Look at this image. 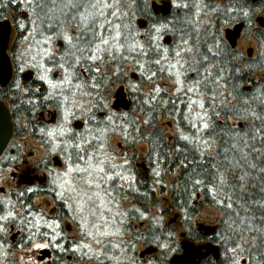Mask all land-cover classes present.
I'll return each mask as SVG.
<instances>
[{"label":"flooded vegetation","instance_id":"obj_1","mask_svg":"<svg viewBox=\"0 0 264 264\" xmlns=\"http://www.w3.org/2000/svg\"><path fill=\"white\" fill-rule=\"evenodd\" d=\"M227 1L235 3L229 10H234L237 18L219 27L216 46L241 56L244 62L254 60L253 48L261 46L257 37H264V0ZM71 2L75 7L67 13L65 0H0V252L15 254L36 244L46 245L38 252L37 262L54 264L56 247L68 246L66 264H114L119 257L116 249L106 246L91 255L87 254L91 246L82 245L83 228L91 230L75 218V203L77 197L81 198L75 178L82 177V173L72 180L74 176L69 172L105 164L100 178H114L107 191L113 197L123 192L121 198L131 204L121 212L125 223L133 225L129 215L143 218L142 211L133 205L135 198L129 196L141 190L138 184L146 174L143 138L147 128L144 124H127L130 116L137 120L143 114L142 108L136 114L135 99L138 92L144 94V30L138 32L137 40L134 38L142 45L137 46L134 57L128 55L130 48L123 46V39L120 50L114 52V31L107 25L111 13L106 9L99 15L108 0ZM152 6L160 17L171 14L169 0H155ZM135 19L143 29L141 20ZM104 20L107 23L102 27ZM238 26L240 31H236ZM244 42L246 48L242 47ZM170 43V37L165 36L159 49L168 50ZM84 54L88 55L87 61L80 60ZM129 59L139 61L140 78ZM64 70L72 77L68 85ZM119 136L117 147L124 156L102 162L105 145ZM136 137L141 141L135 142ZM60 171L65 176H60ZM117 179L123 181V190ZM69 190L76 193L73 203L63 199ZM159 192L155 190V195ZM158 208L150 206L148 212ZM196 227L203 233L201 239H191L185 231L176 239L131 237L123 242L126 255L119 264L127 260L130 264H170L182 253L183 242L192 243L202 252L198 264L206 258L218 262L219 249L209 237L213 232L208 234L209 228L202 224ZM137 243L142 249L134 247ZM210 246L216 247L214 254L207 248Z\"/></svg>","mask_w":264,"mask_h":264},{"label":"trees","instance_id":"obj_2","mask_svg":"<svg viewBox=\"0 0 264 264\" xmlns=\"http://www.w3.org/2000/svg\"><path fill=\"white\" fill-rule=\"evenodd\" d=\"M154 1H133L134 16L144 25L143 84L154 88L136 94L135 112L142 108L143 114L137 120L130 116L127 124L147 128L143 138L146 174L138 184L141 190L129 197L135 198L133 205L144 218L150 206H165L162 216L177 215L179 227L191 239L203 237L196 224L214 229L209 237L219 249V261L206 258L201 264H264V37H257L261 46L256 58L244 62L215 43L219 27L237 18L229 10L234 2L169 0L171 14L160 17ZM159 32L171 39L167 55L156 51L159 41L156 45V40L151 41ZM178 46H182L181 56L176 58L172 51ZM128 61L137 72L139 61ZM168 70L184 73L179 77L184 79L180 91L172 95L149 83H159ZM191 92L205 97L194 119L185 104ZM231 119L238 124L232 125ZM161 120L175 130V136L165 137L159 128ZM137 137L135 142L141 141ZM157 189L160 198L155 195ZM209 209L218 215L213 226L198 221ZM141 220L129 215L128 221L136 225L144 223ZM124 228L129 231L131 226L124 223ZM145 229L135 236L165 239L177 232L164 223L158 236L149 223ZM68 249L56 247L54 264L66 263Z\"/></svg>","mask_w":264,"mask_h":264},{"label":"rangeland","instance_id":"obj_3","mask_svg":"<svg viewBox=\"0 0 264 264\" xmlns=\"http://www.w3.org/2000/svg\"><path fill=\"white\" fill-rule=\"evenodd\" d=\"M133 1L134 0H108L107 6L105 7L102 6V9H99V15L102 14V12H104L103 10H106V9H108V11H110L111 13V18L109 20L110 22L107 25L109 29H111V26H112V31H114V35L112 36L113 42H114V52L120 50L119 48L120 39H123L124 44H126V45L123 44V46L125 48H130L129 50L130 52L128 53V55L131 57H134L137 54V46L138 45L142 46L141 43H138L135 40H137V36L140 35V33L138 32L143 31L142 27L136 24V19H135L136 17L134 16V13L132 11L133 9L136 8ZM65 2H66V9L64 10L68 13L69 9L70 8L72 9L75 6L71 5L72 4L71 0H65ZM199 3L201 4L200 1ZM199 9H203L202 6L201 8L199 7ZM104 22L102 24V27L105 26V24L107 23V20L106 21L104 20ZM164 37L165 35H162L159 32L158 37L155 36L151 38V41L153 43L156 40L153 45H156V42L158 41L161 44ZM241 44H242V47L246 48L245 42ZM181 47L178 46V48L176 49L174 48V50L172 51L173 55L176 56V58L181 56L180 51H179V48ZM158 50L160 49L157 48L156 51ZM75 51H77V49H75ZM253 51H254V55L257 56L258 49L253 48ZM213 52H216V51H213ZM145 53H146V50L143 54H141L142 58L144 57ZM160 53L162 55H167L166 49L161 48ZM86 57H88V55L84 54L83 56H81L80 60L87 61L88 58ZM143 64H144V69H145V61L141 62L142 71H143ZM128 67H129V72L132 71V66L130 64ZM182 69L183 67L181 68V71ZM65 72H66V79H65L66 85H68L69 79H72V77H70L69 71L68 72L65 71ZM54 73L56 72H53L52 74ZM135 73L137 75V78L141 77V73H139V70L138 72H135ZM144 74L145 73L143 72L142 76ZM165 74L166 76H163L162 79L159 81V83H157L156 81L155 83L149 81V83H152L151 86H154V85L158 86L157 88L161 89L164 94L167 93L168 95L174 94L175 91H178V90L180 91L181 84L184 81V79L182 77L179 79V77L184 73L177 72L175 74L173 70L172 71L168 70V71H165ZM49 76L51 77L50 72H49ZM152 88L154 87H146L145 84H143L144 93L146 89L152 90ZM204 100H205V97L197 96V93L191 92V94L187 96L185 104L189 105V108L192 110L191 116L193 119L196 118L194 116L196 112L201 113V110L203 109L204 104H205ZM188 112H189V109H188ZM230 122L232 125L238 124V122L233 121L232 119ZM159 128L162 131V133L165 135V137H167L168 139H170L172 136H175V133H174L175 130L167 126L165 120L160 121ZM123 135L124 134L122 132L120 136L123 137ZM120 136L119 138L117 137L112 138L110 144L105 145L106 147L104 148V151L101 150L102 153L104 154L102 156L103 157L102 162L104 163L114 162V160L118 158V156H120L121 154L122 156H124L125 153L124 152L121 153V150L118 149L117 147V144L120 143V138H121ZM140 147H138L139 151L141 150ZM142 148H144V146H142ZM102 157L100 156L99 158H102ZM98 164L100 168L96 167V165H92L93 167L88 166L87 168L78 167L76 168V171H77L76 173L69 172V175L74 176L72 180H74L76 175L82 173V177L75 178L76 180L75 182L78 181L76 190L79 189L80 197H81L80 199L79 197H77V201L75 203V212H76L75 218L83 226L85 225L86 227L88 225V227L91 229V230H86L85 228H83L84 237H83L82 245L89 246V247L91 246V248H93L94 250V253H93L91 248L88 249L87 254L93 255L95 254V252L98 253L99 250H102L107 246L112 251H115L116 249V251L119 252L118 254L119 257L114 261V264H119L122 258H124V256L126 255V253L122 249L123 247H126L125 243L123 242L124 241L126 242L127 240H129V238L135 236L133 235V233H131L130 230L135 231L136 234H139V233L141 234L146 231L145 228L147 227V224L149 223L153 228L157 229L156 234L158 236L162 223H164L167 226V228H169V226L176 227L177 232H175L174 234L175 239L179 237L180 233L185 231L182 227H179L180 225H179L178 218L175 219L172 214L169 213L165 215V217L162 216V214L160 213L161 209H164L166 207L162 206L161 204L159 208L156 209L155 211L153 210V212H150V213L148 212L149 214L147 215L146 218L144 217H143L144 219L141 218L144 221V223H142V226L138 224L130 225L131 229L129 231H125V228H124L125 221L123 220V216L121 212L124 209L130 208L131 204L128 201V199H126L125 197L121 198L123 192L121 193L119 197H113L111 195V192L107 191V190H111L109 189L110 187L108 186L114 178H112L113 177L112 175H107V177H104L101 179L100 174L103 173V171L105 170V167L107 166L105 164L102 165L103 163L102 164L98 163ZM108 166H110V168L115 167V165H108ZM60 172L62 173V174H59L60 176H62L63 174L65 176L64 171H60ZM115 182L120 183L119 186L122 187L121 188L122 190L125 188V185L122 183L123 181H119L117 179V181ZM73 183L71 182V185ZM73 189L74 188L72 185L71 190ZM71 190H69L70 191L69 193L66 192V195H65L66 197L63 196L64 197L63 199L66 198L67 200L65 201L69 200V203L70 202L73 203L72 198H74V195L76 196V193L74 194V192H72ZM158 198H160L159 195H158ZM198 221H202L206 224H210L211 226H213L218 221V215L213 210H210V209L205 210L203 211V213H201V216L200 218H198ZM51 227H53V225H51ZM137 244H135L134 247H136L137 250L142 249L140 248V243H137ZM120 246H121V250L119 251ZM43 248H46V245L36 244V245H33L31 248H28L21 252H16L15 254H10V252H8L7 250H6L7 252L5 250L4 252L1 250L0 264H38L37 254ZM63 264H66V263H63ZM84 264H104V263H101L98 261L97 262L91 261V262H85ZM126 264H130L128 260L126 261Z\"/></svg>","mask_w":264,"mask_h":264},{"label":"water","instance_id":"obj_4","mask_svg":"<svg viewBox=\"0 0 264 264\" xmlns=\"http://www.w3.org/2000/svg\"><path fill=\"white\" fill-rule=\"evenodd\" d=\"M167 6V4H164ZM241 27L238 26L236 28V31H240ZM8 121V119L6 120ZM5 126V124H3ZM3 147L0 148V153L2 152ZM176 217V216H175ZM207 233H212L213 231L211 229L206 230ZM181 237L184 238L185 234H181ZM182 253L174 258H172L170 264H198V261L203 256L202 252H200L199 248L195 247L192 243L189 242H183L182 243ZM211 250V253L216 252V247L210 246L207 247Z\"/></svg>","mask_w":264,"mask_h":264},{"label":"bare ground","instance_id":"obj_5","mask_svg":"<svg viewBox=\"0 0 264 264\" xmlns=\"http://www.w3.org/2000/svg\"><path fill=\"white\" fill-rule=\"evenodd\" d=\"M212 231L214 232V229ZM178 255H180V254H178Z\"/></svg>","mask_w":264,"mask_h":264},{"label":"snow or ice","instance_id":"obj_6","mask_svg":"<svg viewBox=\"0 0 264 264\" xmlns=\"http://www.w3.org/2000/svg\"><path fill=\"white\" fill-rule=\"evenodd\" d=\"M202 106V105H201Z\"/></svg>","mask_w":264,"mask_h":264}]
</instances>
